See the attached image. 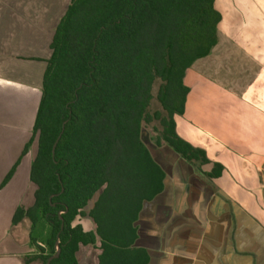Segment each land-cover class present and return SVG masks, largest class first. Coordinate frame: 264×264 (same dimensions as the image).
<instances>
[{
    "label": "trees",
    "instance_id": "obj_1",
    "mask_svg": "<svg viewBox=\"0 0 264 264\" xmlns=\"http://www.w3.org/2000/svg\"><path fill=\"white\" fill-rule=\"evenodd\" d=\"M215 3L72 0L51 44L34 135L24 151L37 136L35 206L19 209L14 223L28 217L34 229L41 215L51 227L49 254L39 246L26 264H77L79 248L98 241L100 264H147L146 253L133 247L134 223L143 202L162 191L165 174L144 132L203 177L222 176L220 164L203 171L210 164L206 151L182 139L176 125L190 93L188 70L219 43L222 16ZM86 216L96 232L74 225Z\"/></svg>",
    "mask_w": 264,
    "mask_h": 264
},
{
    "label": "crops",
    "instance_id": "obj_2",
    "mask_svg": "<svg viewBox=\"0 0 264 264\" xmlns=\"http://www.w3.org/2000/svg\"><path fill=\"white\" fill-rule=\"evenodd\" d=\"M72 0H0V264H26L49 254L51 227L39 215L14 223L35 206L34 138L51 44ZM219 43L188 70L185 114L178 135L223 166L217 179L168 147L151 152L164 172L163 189L144 201L133 247L147 264H264V0H216ZM154 150V151H155ZM12 173L10 180L6 179ZM99 194L89 203L94 208ZM96 232L89 216L74 225ZM35 240V242L33 241ZM96 246H81L77 264H100ZM30 264H41L32 261Z\"/></svg>",
    "mask_w": 264,
    "mask_h": 264
},
{
    "label": "rangeland",
    "instance_id": "obj_3",
    "mask_svg": "<svg viewBox=\"0 0 264 264\" xmlns=\"http://www.w3.org/2000/svg\"><path fill=\"white\" fill-rule=\"evenodd\" d=\"M150 136H152L151 133L144 132V133H143V140L145 141V143H146L147 145H149L150 149L153 150V153H154V154H157V153H156V150L154 149V145H153V144L151 143V141H150ZM154 150H155V151H154Z\"/></svg>",
    "mask_w": 264,
    "mask_h": 264
},
{
    "label": "water",
    "instance_id": "obj_4",
    "mask_svg": "<svg viewBox=\"0 0 264 264\" xmlns=\"http://www.w3.org/2000/svg\"><path fill=\"white\" fill-rule=\"evenodd\" d=\"M57 143H58V141L56 142V144H55V146H54V148H53V153H54V149H55ZM59 255H60V250L58 249V250H57V253H56L54 256L51 257V259L49 260V262H51L53 259L58 258Z\"/></svg>",
    "mask_w": 264,
    "mask_h": 264
}]
</instances>
